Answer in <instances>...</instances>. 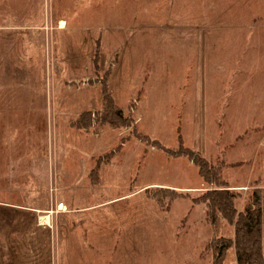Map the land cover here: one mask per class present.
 I'll return each mask as SVG.
<instances>
[{
  "label": "rangeland",
  "instance_id": "obj_1",
  "mask_svg": "<svg viewBox=\"0 0 264 264\" xmlns=\"http://www.w3.org/2000/svg\"><path fill=\"white\" fill-rule=\"evenodd\" d=\"M61 22L72 42L60 40ZM104 34L115 45L124 39L123 47L145 40L143 60H136L143 64L127 67V83L126 66L115 73L114 97L113 65L101 64ZM75 40L89 63L81 79L71 59ZM102 86L156 146L130 135V126L103 124L95 116L101 108L74 113L78 102L101 100ZM70 117L76 119L67 123ZM179 149L219 168L216 185L148 188L82 213L67 205L79 196L93 204L125 196L107 192L101 175L118 157L143 164L153 157L148 183L196 184L191 173L184 170L181 180L159 164L176 157L164 150ZM263 157L264 0H0V264H236L234 228L214 223L196 199L224 182L240 209L263 185ZM140 169L124 177L133 191L145 182ZM90 183L96 187L88 191ZM103 234L129 235L116 257L91 255L94 237ZM227 239L231 246L214 263L213 242ZM110 242L95 245L107 249Z\"/></svg>",
  "mask_w": 264,
  "mask_h": 264
},
{
  "label": "crops",
  "instance_id": "obj_2",
  "mask_svg": "<svg viewBox=\"0 0 264 264\" xmlns=\"http://www.w3.org/2000/svg\"><path fill=\"white\" fill-rule=\"evenodd\" d=\"M64 29H66V28H64ZM64 29H59V31H58V34L61 36L60 40L64 41L65 43L72 42V41L67 40V38L71 37L72 35L69 34L67 30L63 31ZM119 36L124 37L123 34H119ZM113 37H114L113 35L107 36V34H104L103 39H102V43H101L100 54H101V64L102 65H103L102 61H105V60H106V64L113 65L109 79H108V85H109V87H111L112 90H110V92H111L112 96L114 97L113 93L115 92V86H113L112 82L115 79V73L117 72L119 66H122V67L126 66V71H125L123 77H124V84L127 83L128 78H129V75L127 73V67H129V66L135 67V66H139V65L143 64V61H142L143 56H144L143 46H144L145 40H144V43L142 44V39L139 38L134 43L123 47L125 40L120 39L119 43H117L115 45V44L111 43ZM81 39H82V34L80 35L79 39H77V40L80 41ZM77 40L73 41L75 43V48H74V51L71 55V59L74 61L75 66L77 68L78 76L81 79L83 74L86 73L87 75H89L88 69L86 70V72H84V70H83L84 65L87 66L89 63H88V60L83 57L82 48L79 47V45L82 46V44L80 42H78ZM155 45L158 46V43H155ZM93 51H94V48H92V50L88 52V57H89L90 61H91L92 56H93ZM115 55L117 58H115ZM138 56H140V57H138ZM137 59H142V60L140 63L137 64V62H136ZM154 76L155 77L153 78V80L155 82L159 81V79H160L159 71H155ZM120 88H121V86H120ZM120 91L121 90H119V96L118 97L121 99L125 98L124 95ZM91 95L92 94L81 95L78 98L90 97ZM190 98L195 100V95H190ZM101 100H102V98H101ZM101 100L99 98H95L90 103L78 102L75 105V107H73L72 109L78 108L77 111L74 112L75 114H78L81 112L83 113L85 111H90V110L98 112L100 108L102 109V107L100 106ZM115 102H117V101H115ZM195 105H196V102L194 101V107H195ZM72 109L64 111V113L70 114ZM75 119H76L75 117L74 118L70 117V118H68L67 123L73 122ZM78 130H81V129H78ZM82 131H84V130H82ZM85 131L89 132L87 130H85ZM85 131H84V133H85ZM85 134H87V133H85ZM80 141H86L87 142V139H85V137L81 136ZM98 150H99L98 148H95V149L93 148L91 150V153L94 151L97 152ZM91 153H88V157H91ZM80 158H82L84 161H86L87 157H80ZM160 158H163V157H160ZM135 159H136V161H135ZM166 159H169V161H171V165L169 164L168 160L166 161L165 159L160 160L159 164L165 165L166 167H169V168H172V167L175 168L177 171H179L181 180L183 179L182 176H183L184 170L188 174L191 173L196 178V184L192 185V184H185V183H181V182H179L178 185H168V184H163V183H148V181L146 179L147 178L146 175L148 172V165L153 160V157H151L144 164L139 163L141 161V157H118L119 165H115L114 167H112V169H113L112 171L109 170L108 172L101 174V175H106L107 179H109V181L106 185L110 188H109V190H107V192H109V193H127V194H125V196H121V197H118L115 199H111V201L99 203V204H93L94 203L93 200L89 201V202H85L79 196L77 198L76 197L71 198L72 199L71 203H69V200H68L67 205L70 208H72L75 212L82 213L83 211H89V210H92L94 208H99L102 206L104 207V206L117 204L118 202H121V201L127 199L131 195L142 192L148 188L158 187V188H164V189H169V190H175L178 192V191L197 190L203 186V179L199 174L198 167L192 161H190L187 157H184V156L166 157ZM176 159H183V160H185V163L184 162L174 163L173 160H176ZM135 163H137V164H135ZM138 167L141 168L140 169L141 173L139 175L145 182L140 183L141 185L139 186V188L137 190L133 191V190H131V186H132L131 179H125L124 177L132 176L133 172L134 171L136 172ZM75 184L78 185L79 181L75 182ZM76 185H74V186H76ZM95 187L96 186L91 184V189H89L88 191H91ZM100 187H101V185H98V188H100ZM83 204H86L87 206H83ZM81 206H83V208H79ZM84 208H85V210H82V211L80 210V209H84ZM69 213H73V212H69ZM102 237H100V236L94 237V239H93L94 244L92 245V249H91V255L93 257H97L100 259H103V256H102L103 254H109V256H110L109 258L116 257L117 253L119 252L118 247L120 245V242L127 239L129 237V235L124 234V235H121L119 237H116L115 235H111V234H103ZM106 238H111L109 248L105 249L102 247V245H95L96 239L97 240H104ZM85 255H87V254H85ZM104 259H107V258H104ZM104 264H108V263L106 261H104Z\"/></svg>",
  "mask_w": 264,
  "mask_h": 264
},
{
  "label": "trees",
  "instance_id": "obj_3",
  "mask_svg": "<svg viewBox=\"0 0 264 264\" xmlns=\"http://www.w3.org/2000/svg\"><path fill=\"white\" fill-rule=\"evenodd\" d=\"M103 108L95 116L101 119L103 124H108L114 128L121 126L131 127V134L137 138L156 146L147 137L141 136L137 131L136 121L129 115H124L122 110L115 104L114 100L102 86ZM89 115H91L89 113ZM82 116L77 122L81 123ZM128 137V136H127ZM126 137V138H127ZM169 155L176 157L184 156L192 161L199 170V174L207 185H216L220 178V169L209 166L207 162L198 157L194 152L185 150L169 151L164 150ZM214 178V181H212ZM223 182L217 189L204 192L198 200L206 209V214L215 223L218 219L234 228L233 244L235 248L236 264H264L263 250V198L262 191L255 188L248 196L244 205L238 209L236 206L237 195L231 193ZM163 190V189H158ZM221 241L215 240L213 246L216 248L215 262L220 260L226 250L232 244L231 239L226 240V245L220 244Z\"/></svg>",
  "mask_w": 264,
  "mask_h": 264
},
{
  "label": "bare ground",
  "instance_id": "obj_4",
  "mask_svg": "<svg viewBox=\"0 0 264 264\" xmlns=\"http://www.w3.org/2000/svg\"><path fill=\"white\" fill-rule=\"evenodd\" d=\"M64 28H65V23H64V22H61V23H60V27H59V29H64ZM61 209H63L62 206H61ZM46 221H47V217L41 219V222H46Z\"/></svg>",
  "mask_w": 264,
  "mask_h": 264
},
{
  "label": "built area",
  "instance_id": "obj_5",
  "mask_svg": "<svg viewBox=\"0 0 264 264\" xmlns=\"http://www.w3.org/2000/svg\"><path fill=\"white\" fill-rule=\"evenodd\" d=\"M262 171H263V174H264V157H263V159H262ZM261 190H262L263 193H264V182H263V185H262V187H261Z\"/></svg>",
  "mask_w": 264,
  "mask_h": 264
}]
</instances>
